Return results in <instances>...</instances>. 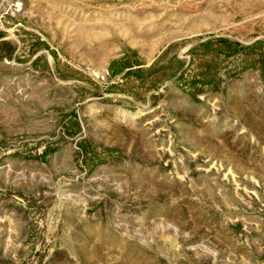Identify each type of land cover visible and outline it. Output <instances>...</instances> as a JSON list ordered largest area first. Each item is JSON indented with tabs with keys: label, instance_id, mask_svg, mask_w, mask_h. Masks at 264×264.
<instances>
[{
	"label": "rangeland",
	"instance_id": "obj_1",
	"mask_svg": "<svg viewBox=\"0 0 264 264\" xmlns=\"http://www.w3.org/2000/svg\"><path fill=\"white\" fill-rule=\"evenodd\" d=\"M0 264H264V0H0Z\"/></svg>",
	"mask_w": 264,
	"mask_h": 264
}]
</instances>
